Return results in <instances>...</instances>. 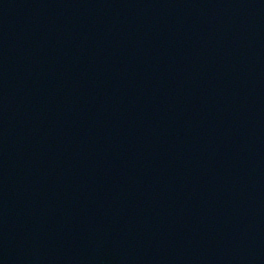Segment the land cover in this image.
<instances>
[{
	"label": "water",
	"instance_id": "water-1",
	"mask_svg": "<svg viewBox=\"0 0 264 264\" xmlns=\"http://www.w3.org/2000/svg\"><path fill=\"white\" fill-rule=\"evenodd\" d=\"M7 138H9V137H7ZM13 186V184H10L9 186H7V189H10L11 187ZM7 191H9V190H7ZM4 211H6L7 209H3ZM37 222L38 223H40V225H38V227H37V234H39V236L43 239L44 238V235L46 234V229H47V227H45L42 223H41V221L38 219L37 220ZM49 223V222H48ZM46 236V235H45ZM4 261H2V262H0V264L1 263H3ZM29 264H35L34 263V258H30V262H29Z\"/></svg>",
	"mask_w": 264,
	"mask_h": 264
}]
</instances>
